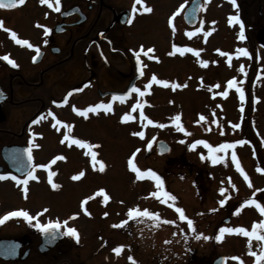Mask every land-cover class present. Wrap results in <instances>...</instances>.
Returning a JSON list of instances; mask_svg holds the SVG:
<instances>
[{
	"label": "rangeland",
	"instance_id": "obj_1",
	"mask_svg": "<svg viewBox=\"0 0 264 264\" xmlns=\"http://www.w3.org/2000/svg\"><path fill=\"white\" fill-rule=\"evenodd\" d=\"M176 12L173 11L172 15ZM172 25V40L184 42L180 33H176L181 30L180 20L174 19ZM156 29L158 25L143 33L136 32L135 39L148 46L151 44L150 47L156 46V54L160 55V64L148 62L144 80L149 81L155 75L158 80L168 81V86L153 82L142 97L133 92L130 99L111 104L109 112L101 109L88 112L86 116L78 115L75 119L68 114L70 107L84 110L87 105L95 106V101L99 99L95 86L103 91L109 83L97 79L82 93L59 105L57 111L53 105L46 106V99L43 102L46 116L41 119L42 126L38 128L45 136L35 142L36 150L33 152V166L46 167H33V175L38 179L29 180L26 198L23 185L11 178L0 180V212L6 209L26 210L39 222L47 223L66 220L71 212L78 209L76 217L79 220L74 224L84 226L77 229L82 239L72 246L75 248L72 264H210L218 255L225 256L226 264H256V257L250 252L259 254L264 242L240 233L221 234L220 229L243 227L251 231L254 223L264 220V215L255 205L244 204L246 200L255 198L264 206V191H257L264 190V172L257 170L264 169V73L249 93L252 109L241 112L246 103L240 99L236 88L229 87L227 83L233 79L238 83L246 77V71L239 70L240 62L236 60L230 66L218 69L213 65L204 67L200 62L207 60L206 50H203L205 53L200 51L204 39H201L196 52L185 51L186 54H182L172 45L171 55L163 56L161 46L164 40L158 39ZM35 37L31 36L32 39ZM192 41H186V49L190 48V44L197 48V40ZM227 41H230L231 47L239 45L237 40ZM215 44L214 38L207 46L214 48ZM200 52L205 56H198ZM96 68L103 69L100 64ZM87 76L82 68L80 74L71 78V83L55 85L51 89V97L59 98L69 86H77ZM200 80L209 83H200ZM126 84L120 85L123 87ZM146 84L138 83V88L144 91ZM173 84L179 87L173 88ZM137 101L143 105L142 108H133ZM36 110L38 104L28 105L21 111L25 119ZM49 111L59 114L72 129L67 125L60 127L56 120L47 119ZM141 111L147 119L141 118ZM126 114L133 119L123 121ZM177 115L180 116L179 122L175 120ZM148 120L153 123L148 124ZM35 123L38 121H32L31 125ZM178 124L183 127V132L178 130ZM227 124L239 127L232 126L234 130H231ZM136 132H143V137L133 135ZM66 134L69 140L65 139ZM72 138L82 139L89 146L90 168L82 166L84 159L76 152L62 146L73 143ZM156 139L167 141L169 150L161 155L156 153L155 147L147 150L146 145ZM196 141H205L211 149L226 143L234 147L212 152L204 144H196ZM236 141L244 143L237 144ZM233 152L240 166L250 172L248 182L234 167ZM57 153L64 159L54 158ZM92 153H96L95 161ZM213 155L222 159L213 163ZM130 159L141 173L147 170L156 173L163 182L164 190L174 196L175 201L162 203L161 199L167 198L151 195L159 191L155 181L146 175L138 179L137 173L129 167ZM101 162L103 171L100 170ZM78 171H83L84 175L72 179L79 174ZM49 173L53 174L52 183L58 185L55 189L49 183ZM105 195L109 197L106 202ZM84 200L90 203L92 211L89 215L80 210ZM221 200L225 202L221 204ZM172 204L184 210L186 217L192 221V228L188 227L186 220L179 219L175 207H170ZM216 206L220 208L219 213L215 212ZM133 208L158 213L160 220L157 222L148 217L129 219L127 213ZM238 208L240 211L235 214ZM43 209L48 211L38 215ZM226 218L228 221H225ZM121 221L127 223L114 227ZM258 231L264 235V229ZM99 235L101 240H97ZM217 235L221 236L220 240L216 239ZM120 246H123L122 251L115 253L113 249ZM129 257L133 259L129 260Z\"/></svg>",
	"mask_w": 264,
	"mask_h": 264
},
{
	"label": "flooded vegetation",
	"instance_id": "obj_2",
	"mask_svg": "<svg viewBox=\"0 0 264 264\" xmlns=\"http://www.w3.org/2000/svg\"><path fill=\"white\" fill-rule=\"evenodd\" d=\"M192 1L144 0V6L152 10L150 12L139 11L141 5L136 4L138 11L135 13L132 11L135 0H60V11H55L47 4H42L40 0H24L23 4L14 8H0V21L4 26L0 28V57L8 55L17 65L13 67L0 59V142H2L0 147L2 144L7 146L27 145L34 161L35 142L45 136L43 131L38 130L42 126L41 119L46 116L43 102L47 99L46 106L53 105V109L57 111L59 105L67 103L73 96L82 93L83 89L89 87L97 79L99 82L101 80L102 83H109V86L103 91L95 86L94 90L99 96L95 105L122 102L119 99L113 100L112 97L118 95L112 92L124 91L127 84L132 81L137 66L134 53L140 51L141 47L145 48V52L149 48L154 51L148 55L141 52L140 65L143 75L134 83L137 88L138 83H148L144 80L148 62L155 65L158 61L160 64V55L156 54V46L150 47L151 44L148 46L143 42H137L135 35L136 32H146L156 25H158V29H156L158 39L164 40L161 46L163 47L161 51H164L162 52L163 56L171 55L172 45L176 49H186L188 40L193 42L192 40L196 39L197 48L191 44L190 48L199 50L201 39H204L202 50H200L201 52L206 50L204 53L207 55V60H201L207 61L206 65L203 64L204 67L213 65L218 69L220 66H230L236 60L237 63L240 62L239 68L243 66L246 71V77L236 83L237 87L243 89L245 95L243 101L246 106H242L241 112H244V109L251 110L252 103L249 93L252 92L254 83H259L264 73V0H235V6L232 0H197L196 20L193 25H188L184 13ZM175 10L177 12L173 16L172 13ZM231 16H238L243 23L244 39H239L240 25L228 23ZM170 19H172V24L174 19L180 20L181 30H177L176 33H180L184 42L172 40ZM5 29L15 32L19 39L28 40L34 47L18 45L11 38L10 32ZM197 29H201V31L197 32ZM46 30L47 34H45ZM188 33L195 34L189 36ZM34 35L37 37L32 39L31 36ZM214 38L217 44L214 48H209L207 45H210ZM229 39L237 40L239 45L231 47L230 41H227ZM177 44L179 46H176ZM37 48L39 54H37ZM239 48L246 49L249 55L238 54L237 49ZM184 52L181 51L182 54ZM201 52L198 53V56H205ZM222 53L231 54L230 63L228 55H222ZM156 55L157 61L150 58L156 57ZM33 57H36L35 61ZM99 64L103 69L96 68ZM82 68L88 74L87 77L79 81L77 86H69L59 98L51 97V89L56 87L55 85L71 83L73 77L80 74ZM204 82L209 83L207 80H200V83ZM119 83L127 84L122 87ZM33 104H38V110L32 112L31 114H34L31 117L28 116L24 119L21 110H25L26 106ZM89 107L87 105L86 109ZM74 108L79 109L76 106H71L68 114L75 119L80 114L74 111ZM49 113L53 115L47 114V119L59 121L60 127L67 125L69 129H72L65 119L59 117V114L54 111H49ZM262 117L264 120V113H262ZM35 120L38 123L31 125V122ZM72 125L74 126V123ZM203 126L206 127V125ZM227 126L231 130L236 128L232 127L235 125L227 124ZM245 128L247 129V125ZM71 140L74 141L75 138ZM78 140L83 141L82 139ZM62 146L70 152H76L84 159L82 166L86 165L90 168L91 150L88 149L89 146L86 143H83V146L75 143ZM58 156L62 155L57 153L54 158ZM85 157H87V161ZM234 167H236L235 164ZM241 168L249 180L250 172L246 167L241 166ZM33 169L32 165L30 170L33 171ZM80 172L78 171V173ZM26 174L18 176L7 168V164L0 157V175H5L7 180L12 176L22 179ZM241 177L239 178L241 179ZM242 179L246 182L244 175ZM14 210H3L0 212V217ZM80 210L84 215H89L92 211L90 203H84L83 207L81 203ZM77 211L78 209L71 212L66 220L59 221L61 229L57 230L59 234L55 237L54 243L50 245H41L42 232L34 227L36 222L29 223L23 218L13 217L0 224V239L12 242L11 248L7 247V250L3 251L4 255L12 258H0V263L72 264V254L75 255V248L72 246L76 244L77 240L63 232L65 221H67L68 227H73L76 230L84 226H75L74 224L79 220V217H76ZM215 212H220L218 206L215 207ZM74 215V219H69ZM78 234L79 239H82L80 231ZM47 237L49 240H53L48 234ZM101 238L102 236L99 235L97 240H101Z\"/></svg>",
	"mask_w": 264,
	"mask_h": 264
},
{
	"label": "snow or ice",
	"instance_id": "obj_3",
	"mask_svg": "<svg viewBox=\"0 0 264 264\" xmlns=\"http://www.w3.org/2000/svg\"><path fill=\"white\" fill-rule=\"evenodd\" d=\"M40 2L42 4H47L48 7L50 8H53L55 11H60V0H40ZM24 3V0H0V8H14L18 5H21ZM232 3L233 5L235 6V0H232ZM136 4H140L141 5V9H139V11H142V12H150L152 9L149 8V7H146L144 6V0H135V3L133 5V13L137 12L138 9L136 8ZM129 23H131V20H129ZM228 23L231 25L233 23H238L240 25V33H239V39H244V26H243V23L239 20V17L238 16H231L229 18V21ZM169 24L171 26L174 27V25H172V19L169 20ZM3 22L0 21V28H3ZM5 31H9L10 32V35H11V38L18 44V45H21V46H27L29 48H32L34 47L28 40L26 39H19L17 38V34L9 29H5ZM197 32L201 31V29H197L196 30ZM45 34H47V30L45 32ZM195 33H188L189 36L191 35H194ZM175 47V46H174ZM177 51H189V52H196L195 49H191V48H187V49H176ZM37 51V54H39V49L37 48L36 49ZM154 49L152 48H149L147 49V51L145 52L143 47H141L140 51H137L134 53L135 57H136V63L138 65V68H137V71L140 72L141 75H143V72L141 71L140 69V64H141V61H140V54L141 52H144V55H148V53H151L153 52ZM237 52L238 54L240 55H243V56H248L249 53L246 49L244 48H239L237 49ZM198 54V53H197ZM222 55H228L229 57V63L231 62V54H224L222 53ZM152 59H154L155 57H150ZM0 59H3L4 61H6L8 64L12 65L13 67H16L17 65L15 64V62L9 58L8 55H4L3 57H0ZM36 57H33V60L35 61ZM202 64H207V61H200ZM241 72L244 71V68L243 66H241V68L239 69ZM155 82L156 84H160V85H164V86H168V81H165V80H158L156 78L155 75H153L151 77V79L148 81V83L145 85V88H144V91H141L140 88H137L135 85H132L130 91L131 92H135L137 93L139 96H143L145 94V92L148 91V89L151 87L152 83ZM228 86L229 87H235L236 88V91L239 93V96H240V99L243 100L244 99V91L242 88L240 87H237L236 86V81L233 79V80H229L228 82ZM173 88L175 87H179V85H175L173 84L172 85ZM127 95V93L125 94ZM113 100H123L124 99V96H113L112 97ZM66 102V101H65ZM143 105L137 101V103L133 106V108H142ZM103 110L105 112H109L112 110V105L111 103H99L95 106H90L89 108L87 109H84V110H80V109H73L74 111H77L80 115H84L86 116L88 112H97L99 110ZM49 115H53L52 113H49ZM140 116L142 119H147L145 116H144V113L141 111L140 113ZM133 119L132 116L130 115H125L122 120L123 121H128V120H131ZM175 120L177 122H179L180 120V116L177 115L175 117ZM148 124H152L153 121L152 120H148L147 121ZM57 123H60L59 121H57ZM67 127V126H66ZM160 127H163V125H160ZM234 127H239V125H235ZM178 130L179 131H184L183 127L179 126L178 124ZM133 135H137V136H140V137H143L144 133L143 132H136V133H133ZM65 139H69L68 135L66 134L65 135ZM63 142V141H62ZM73 143L77 144V145H81L83 146V141H80V140H74ZM237 144H242L244 143V141H236ZM196 144H204L206 147H209L211 149V146L210 145H207V143L205 141H196ZM151 145H149L150 147ZM195 145H193L194 147ZM234 145L233 144H221L219 146V148L217 149H211L212 152H216V151H226L227 149L229 148H233ZM28 151V159L29 161L32 160V155H31V151L30 149L27 150ZM134 155V154H133ZM92 158L93 160L95 161L96 159V153H92ZM56 159H64V157L62 156H58ZM211 159H212V162L213 163H217L218 160L222 159L221 157H217L215 155L211 156ZM232 161L233 163H235V166L237 168V170H239L241 172L242 175H244V179L246 181H248V176L243 172V169L241 168L238 160H237V157H236V154L235 152L232 153ZM54 162V161H53ZM33 167H46L45 165H35ZM129 167L137 173V178H143L145 175L148 176L149 178L153 179L156 183V187L159 189L158 192H154V193H151V195L153 196H156L158 198H167V199H161V202L162 203H167L168 200H171V201H175V197L172 196L170 193H168L167 191L164 190L163 188V182L161 180V178L154 172H152L151 170H147L146 173H141L140 170L138 168L135 167V165H133L132 163V160L130 159L129 160ZM104 169V165L103 163L101 162L100 164V170L103 171ZM258 171H262L264 172V169H257ZM52 173H49V176H48V180H49V183L51 184L52 188L55 189L58 187L57 184L55 183H52ZM84 175V172L81 171L78 175H75L72 177V179H79L80 177H82ZM6 177L4 176H0V180L2 179H5ZM11 179L15 180L17 184H20V185H23V192L25 193V198H26V194L28 192V183H29V180L32 179V180H35V179H38V177L34 176L33 175V171L32 170H29L26 174V176L22 179L16 177V176H12ZM249 187H251V183L249 181ZM221 191L223 192L224 190L221 189ZM257 191H264V190H257ZM100 193L102 194L103 193V190L101 189L100 190ZM253 196H255V193L253 194ZM92 197H89L88 199H91ZM109 199V197L107 195L104 196V201L106 202L107 200ZM225 201L224 200H221L220 203L223 204ZM86 203V201L82 202V207H83V204ZM244 204H247V205H255V207L259 210V212L261 213V215H264V206H262L260 203H258L256 201L255 198L253 199H250V200H246L244 202ZM244 205H241V207H243ZM170 207H175L174 204L170 205ZM48 210L47 209H43V211L41 213H39L38 215H42L43 212H47ZM240 211V209L238 208L236 210V213L235 214H238ZM175 212L179 214V219L182 220V221H187V224H188V227L189 228H192V221L190 219H188L186 217V215L184 214V210L180 207H175ZM105 215H107V213H105ZM127 216L129 219H135L137 217H148L150 218L151 220L153 221H159L160 220V216L158 213H154V212H150L148 210H143L141 211L140 209L138 208H133V209H130L127 213ZM13 217H17V218H23L25 221L31 223L33 220H36V223L34 225V227H36L37 229H39L41 232H44L46 234L49 235V237L51 239H55V237L59 234L57 232L58 229H61V223L59 221L57 222H52V221H49L48 223H40L39 220L37 219V217H34L32 215L29 214L28 211L26 210H14V211H10L8 213H6L3 217H0V224L4 223L6 220L10 219V218H13ZM75 218V215L72 216V217H69V219H74ZM167 223H173V221H166ZM127 223V221H121V223L119 225H114V227H121V226H124L125 224ZM260 229H264V220H261L259 222V224H253V227H252V230L249 231L243 227H240V228H221L220 229V233L223 234L225 232H228V233H240V234H243L247 237H249L250 239L251 238H255L256 240H259V241H262L264 242V235H261L259 234V231ZM63 234H66V235H69L73 238H75L77 240V242L79 241V234H78V231L73 228V227H68L67 226V221L64 222V232ZM199 238V237H198ZM216 239L217 240H220L221 239V236L220 235H217L216 236ZM122 248L123 246H120V247H117L115 249H113V251L117 254H119L121 251H122ZM250 255H253L256 257V264H261V262H264V246H262V250L260 251L259 254L255 253V252H250ZM133 258L132 257H129V260H132ZM232 259H238V258H232ZM134 264V262H133Z\"/></svg>",
	"mask_w": 264,
	"mask_h": 264
},
{
	"label": "water",
	"instance_id": "obj_4",
	"mask_svg": "<svg viewBox=\"0 0 264 264\" xmlns=\"http://www.w3.org/2000/svg\"><path fill=\"white\" fill-rule=\"evenodd\" d=\"M197 7H198L197 0H193L189 4V6L186 8V11L184 13V18L188 25L194 24L196 20L195 18H196V13H197ZM137 68H138V65L136 67V71H137ZM141 76L142 75L140 74V72L137 71L135 77L132 79L131 83H129L127 89L123 93H116V94L127 97L132 85H134V81L136 79H139ZM126 93L127 95H125ZM149 145H152V143ZM149 145L147 146L148 149L150 148ZM156 149H157L158 154H163L169 150V145L166 141L160 139L156 141ZM27 150L28 149L26 148V146L2 145L0 148V157L7 164V168L11 169L13 172L19 175H22L26 173L31 167V161H29L28 159ZM47 239H48L47 234L42 232V241H43L42 244L43 243L52 244L53 241H48ZM11 246H12L11 240L0 239V258L2 259L12 258L7 255H4L3 253V251L7 250V247L11 248ZM225 262L226 261L223 256H218L212 261V264H225Z\"/></svg>",
	"mask_w": 264,
	"mask_h": 264
}]
</instances>
